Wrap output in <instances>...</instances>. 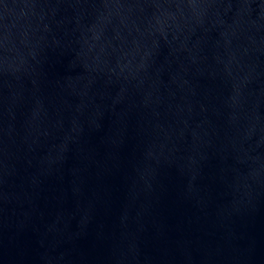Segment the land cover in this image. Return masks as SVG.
<instances>
[{"label": "water", "instance_id": "1", "mask_svg": "<svg viewBox=\"0 0 264 264\" xmlns=\"http://www.w3.org/2000/svg\"><path fill=\"white\" fill-rule=\"evenodd\" d=\"M0 264H264V0H0Z\"/></svg>", "mask_w": 264, "mask_h": 264}]
</instances>
